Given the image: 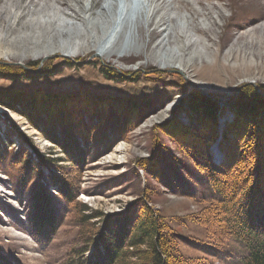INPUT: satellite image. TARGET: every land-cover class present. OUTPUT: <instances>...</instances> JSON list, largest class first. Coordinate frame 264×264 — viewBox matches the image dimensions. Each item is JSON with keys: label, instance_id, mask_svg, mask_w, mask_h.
I'll use <instances>...</instances> for the list:
<instances>
[{"label": "rangeland", "instance_id": "1", "mask_svg": "<svg viewBox=\"0 0 264 264\" xmlns=\"http://www.w3.org/2000/svg\"><path fill=\"white\" fill-rule=\"evenodd\" d=\"M145 1L141 8L137 0H114V18L123 11L125 19L112 25L101 46L85 49L91 31L83 23L96 19L104 0H0V264H90L88 242L104 229L102 219L132 216L141 204L176 233L178 254L188 264H243L241 243L216 223L218 196L206 177L211 165L232 155L223 150L227 141H220L218 125L238 120L237 95L254 85L264 93V0H169L176 3L172 9L165 0ZM86 4L89 10H81ZM165 19L172 34L158 48L169 31L163 32ZM47 21L69 22L63 32L73 39L60 37L54 45L74 56H43L53 44ZM37 33L43 48L21 45L28 42L22 35ZM123 41L129 52L139 43L148 54L103 55ZM165 43L182 62H156ZM48 96L58 99L56 107ZM196 96L216 107V132L203 134L189 105ZM62 114L79 137L72 156L47 137L61 139L52 118ZM184 136L198 142L195 149ZM251 167L247 162L243 169ZM35 193L49 199L55 225L42 226L49 232L39 239L31 220Z\"/></svg>", "mask_w": 264, "mask_h": 264}, {"label": "trees", "instance_id": "2", "mask_svg": "<svg viewBox=\"0 0 264 264\" xmlns=\"http://www.w3.org/2000/svg\"><path fill=\"white\" fill-rule=\"evenodd\" d=\"M103 71L108 74L106 70ZM49 98L46 100L47 103L56 107L58 99L52 96ZM235 99H239L236 105L238 120L233 119L227 123L229 126L226 124L220 138V141L226 138L227 144L225 143L223 150H231L229 153L232 155H228V161L211 165L206 178L218 196L213 204L215 211L213 214L217 215L216 223L222 232L241 243L244 250L241 256L243 264H264V93L260 95L256 89L249 86ZM189 105L200 116L199 125L203 134H209V131L216 132L214 104L206 98L198 99L196 96L190 100ZM35 106L39 110L45 109L43 113L48 114V108H44L43 105ZM60 116L56 115L52 120L59 128L61 127V131L59 130L61 139L56 136L47 137L60 144L66 153L71 155L75 153V149L79 150V137L74 135L69 126L71 122L67 124L69 119L62 114L60 120ZM204 117V121H209L208 126L201 125ZM41 120V124H44ZM59 120L61 122H58ZM37 126L35 125L45 132ZM229 132L234 133L233 142L227 139L228 135H232ZM184 139L190 138L184 136ZM188 143L185 144L190 149H195L198 145V142L191 139ZM231 145L239 149L237 151L239 155H233L235 149L232 150ZM247 152L249 159L244 157L242 160V154ZM39 159L42 161L43 157L39 155ZM247 162L252 167L244 170ZM68 200L71 201L70 198ZM32 204L36 211L31 220L34 228L39 231L37 233L39 239L44 232H49L48 227L42 226L53 225L54 228V214L45 195L35 193ZM158 217L156 211L146 204H141L137 206L132 216L116 215L102 219L105 223L104 229L101 228L92 234L88 242L92 245L94 253L90 264H188L187 260L178 254L179 237ZM86 251L87 247L79 253L83 255Z\"/></svg>", "mask_w": 264, "mask_h": 264}, {"label": "bare ground", "instance_id": "3", "mask_svg": "<svg viewBox=\"0 0 264 264\" xmlns=\"http://www.w3.org/2000/svg\"><path fill=\"white\" fill-rule=\"evenodd\" d=\"M180 1V0H179ZM113 2H114V0H104V3H103V5L101 6V7H99V13L97 14V16H96V19H93V20H89V19H86V21H85V23H83V26H85V30H87V29H89L88 31H91V34H90V36L88 35V36H86L85 37V40L86 41H84V43H86V48L85 49H90V47H93V46H95L96 47V45L98 46V44L100 45V44H103L104 42H106V39H107V34L110 32V29L111 28H113L112 27V25H115L116 23H118V24H121L122 22H123V20L125 19L124 18V12L123 11H121L120 13H119V16H117V18H114V16H115V13H114V8L112 7V4H113ZM163 2H165V5L164 6H166L168 9H172V8H176V3L174 2V1H169V0H165V1H163ZM182 2V1H181ZM62 3V2H61ZM64 3L65 4H67L66 2H65V0H64ZM137 3L140 5H142V7L141 8H145V7H147V5H146V1L145 0H137ZM185 3V2H184ZM181 4H183V3H181ZM180 5V4H179ZM12 6H14V3L12 4ZM155 7H156V9H157V5H155ZM179 7V6H178ZM177 7V8H178ZM56 8V7H55ZM54 8V9H55ZM80 9L81 10H83V11H88L89 10V7H88V5L86 4V5H82V6H80ZM75 10V9H74ZM155 10V9H154ZM151 11V10H150ZM157 11V10H156ZM143 11H141V13H142ZM77 13V12H76ZM87 13V12H86ZM117 13V12H116ZM138 11L136 12V14H137V16H136V19L134 20V19H130V27H129V29H130V33L132 32V28L134 27L133 25H136L137 24V19H138ZM152 14H154V11H153V13ZM126 15V14H125ZM52 18H53V16H52ZM51 18V19H52ZM149 18H151V17H149ZM168 18H169V16H168ZM167 18V19H168ZM187 18H190V17H185V19H187ZM85 19V18H84ZM167 19H165V21H161V25H164L165 26V30H163V32H166V31H168V33L164 36V38L158 43L159 45L157 46L158 48L160 47V44L161 43H163L164 42V40H165V38L169 35L170 36V34H172V31L170 30V25H169V23L167 22L168 20ZM151 19H149V21H150ZM164 20V19H163ZM188 20V19H187ZM34 21H36V20H34ZM148 21V20H147ZM248 21H249V19H248ZM61 22H63V21H61ZM65 22V21H64ZM188 23H187V26L186 27H188V26H194L193 25V23L191 22V21H187ZM151 23V22H150ZM29 24V23H28ZM32 24V23H31ZM30 24V25H31ZM34 24V23H33ZM32 24V25H33ZM35 24H38V25H42V23H38V21L35 23ZM46 24L47 25H49V28H48V26H46L48 29H49V31L48 30H46V31H48V33H50L48 36H49V40H53V44H52V47L51 46H49L48 47V49H43V50H41L42 52L41 53H43V56L45 57V55H48V54H50V53H54V52H61V53H63V54H67V55H69V56H74L75 55V53H70L69 51H67L66 50V48L65 47H59V46H55L54 44H57V43H59L60 42V37L61 38H66V39H68V38H70L71 40L73 39V37L71 36V37H68V35L67 34H65L64 32H63V28H65V26H66V24H69V22H65V23H60L58 26H54V23L53 22H46ZM37 25V26H38ZM91 25V26H90ZM24 26L25 27H27L28 28V26L26 25V24H24ZM36 26V27H37ZM43 26V25H42ZM45 26V25H44ZM52 26H54L53 28H52ZM133 26V27H132ZM138 26V25H137ZM36 27H35V29H36ZM46 27H44L45 29H46ZM90 27H92V30H90ZM37 28H39V27H37ZM43 28V29H44ZM184 28V27H183ZM3 29H4V27H3ZM3 29L1 30V31H3ZM44 29V30H45ZM134 29V28H133ZM193 29H194V27H193ZM34 30V29H33ZM32 30V31H33ZM197 30V29H196ZM36 31V30H35ZM114 31V30H113ZM183 32H188L187 30H185V31H183ZM198 32V31H197ZM31 35V34H30ZM30 35H22V37H20V38H23L24 40H27L28 42L27 43H23V44H21L22 46H26L27 47V49L28 50H32V49H41V48H43V47H40V43H38V42H40V39H41V34L39 33H37V34H32L31 36ZM81 35H85L84 33H81ZM86 35H87V33H86ZM94 35V36H93ZM95 35H97V37L95 36ZM132 36H133V32H132ZM181 36H183L182 34H177L175 37H181ZM91 37H93L92 39H91ZM80 38V37H79ZM224 41V40H223ZM72 42V41H71ZM71 42L70 41H68V42H64V45H70L71 44ZM92 42V43H91ZM128 41H126V43L123 41V43L121 44V43H119V44H115L116 45V47H112L111 49H109V50H107L103 55L105 56V57H110V56H114V57H117L118 59L119 58H121V57H124V56H130V55H132V53H134L135 55H142V54H148L147 52H146V49H145V47H144V45H141V44H139V43H135L134 45V47H133V49H134V52H129L130 50H128V48H127V46L130 44V43H127ZM168 42H170L169 40H168ZM264 42V41H263ZM182 43V42H181ZM145 44V43H144ZM258 44V43H257ZM162 45V44H161ZM168 45V44H167ZM53 46H55V47H53ZM85 46V45H84ZM101 46V45H100ZM99 46V48H97L96 50H97V52H98V54L99 55H101V53L103 52V49H101L102 47H100ZM136 47V48H135ZM259 47V46H258ZM161 48V47H160ZM184 47H182L181 49L182 50H184L183 49ZM162 51H160V52H157L156 53V57H157V60H156V62L157 63H159L160 64V66H163V67H168V66H170V64H171V62H173V60H176V61H180V62H182V60H181V58L179 57V55L180 54H176V51H169L168 50V48L166 47V43L163 45V47H162ZM180 49V50H181ZM37 52V51H36ZM40 53V52H39ZM39 53L38 54H35L34 55V57H37L38 55H39ZM9 55V54H8ZM246 55V54H245ZM251 55V54H250ZM4 56H7V55H4ZM171 58L173 59V60H171ZM235 57L233 56L232 57V59H234ZM179 67L180 66H182V68H184L183 67V64L181 63V65H178ZM230 103V102H229ZM222 125H218V128H220V130H222L223 131V129L225 128V126H226V124L227 123H221ZM221 133V132H220Z\"/></svg>", "mask_w": 264, "mask_h": 264}, {"label": "water", "instance_id": "4", "mask_svg": "<svg viewBox=\"0 0 264 264\" xmlns=\"http://www.w3.org/2000/svg\"><path fill=\"white\" fill-rule=\"evenodd\" d=\"M252 84H254V82H251ZM255 88L257 89V91H259L258 87H256V85H254ZM262 94V93H261ZM220 101V100H219Z\"/></svg>", "mask_w": 264, "mask_h": 264}]
</instances>
